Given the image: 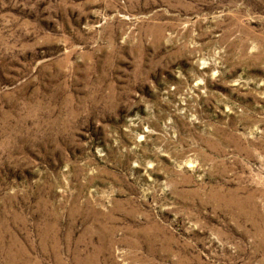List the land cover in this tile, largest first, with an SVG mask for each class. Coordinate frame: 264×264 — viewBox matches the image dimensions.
<instances>
[{"label": "rangeland", "instance_id": "obj_1", "mask_svg": "<svg viewBox=\"0 0 264 264\" xmlns=\"http://www.w3.org/2000/svg\"><path fill=\"white\" fill-rule=\"evenodd\" d=\"M0 264H264V0H0Z\"/></svg>", "mask_w": 264, "mask_h": 264}]
</instances>
